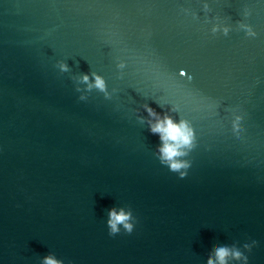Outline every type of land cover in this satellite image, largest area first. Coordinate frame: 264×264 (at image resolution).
I'll return each mask as SVG.
<instances>
[{"label": "water", "instance_id": "1", "mask_svg": "<svg viewBox=\"0 0 264 264\" xmlns=\"http://www.w3.org/2000/svg\"><path fill=\"white\" fill-rule=\"evenodd\" d=\"M145 105L194 128L186 177ZM113 207L133 233L109 234ZM220 247L264 264V0H0V264H209Z\"/></svg>", "mask_w": 264, "mask_h": 264}, {"label": "clouds", "instance_id": "2", "mask_svg": "<svg viewBox=\"0 0 264 264\" xmlns=\"http://www.w3.org/2000/svg\"><path fill=\"white\" fill-rule=\"evenodd\" d=\"M216 31V29H214ZM227 34L228 29H224ZM250 39H256L252 35L250 29H244ZM61 71H68L67 63L59 65ZM119 67H124L121 63ZM184 75V73H182ZM82 82L88 85V89L96 88L107 93V82L101 75L92 73L91 76L84 74L81 78ZM81 99H84L82 96ZM145 110L151 119L148 120L150 131L153 134H159L161 145L159 147L160 159L163 164L169 167L173 172H179L180 177L187 176V169L191 167V162L183 157L187 156L189 151L196 147V134L194 128L187 120H175L170 115L161 116L152 107L145 105ZM244 123L243 120H237L234 130L239 138L242 129L239 125ZM107 227L109 234L115 236L122 231L131 234L136 228V218L130 209L113 207L108 211ZM246 249L251 251V245L245 244ZM232 260L249 264L248 256L236 248L220 247L216 249L214 258L209 260V264H230ZM41 264H64V261L58 259L55 254H48L41 259Z\"/></svg>", "mask_w": 264, "mask_h": 264}, {"label": "snow or ice", "instance_id": "3", "mask_svg": "<svg viewBox=\"0 0 264 264\" xmlns=\"http://www.w3.org/2000/svg\"><path fill=\"white\" fill-rule=\"evenodd\" d=\"M184 75H186V73H184Z\"/></svg>", "mask_w": 264, "mask_h": 264}]
</instances>
